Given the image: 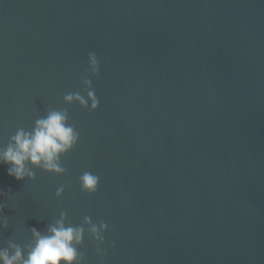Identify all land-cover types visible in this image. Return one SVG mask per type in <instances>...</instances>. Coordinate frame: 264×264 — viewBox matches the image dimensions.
Segmentation results:
<instances>
[{"label": "water", "instance_id": "water-1", "mask_svg": "<svg viewBox=\"0 0 264 264\" xmlns=\"http://www.w3.org/2000/svg\"><path fill=\"white\" fill-rule=\"evenodd\" d=\"M89 52L93 112L63 101ZM50 108L78 143L62 176L0 165V245L63 210L108 225L103 264H264V0H0V146Z\"/></svg>", "mask_w": 264, "mask_h": 264}, {"label": "clouds", "instance_id": "clouds-1", "mask_svg": "<svg viewBox=\"0 0 264 264\" xmlns=\"http://www.w3.org/2000/svg\"><path fill=\"white\" fill-rule=\"evenodd\" d=\"M100 62L95 52L87 55V71L80 78L83 93L70 92L63 97L65 104L77 103L89 112L99 106L92 84V77H99ZM79 140V132L69 122L67 109L50 108L45 115L35 119L29 130L18 128L4 146H0V165L6 167V174L17 181L28 182L36 179V170L62 176L67 169L61 157L72 150ZM99 176L90 171L82 172L77 178L80 191L95 194ZM65 185H59L55 197L63 195ZM9 227V220L0 205V232ZM108 225L104 221L94 223L89 216H84L83 223L74 225L68 215L61 210L55 218L49 220L44 228L29 227L28 239L23 244L7 240L0 245V264H88L83 250L85 236L95 243V252L101 258L108 248L115 244L105 245V231Z\"/></svg>", "mask_w": 264, "mask_h": 264}]
</instances>
